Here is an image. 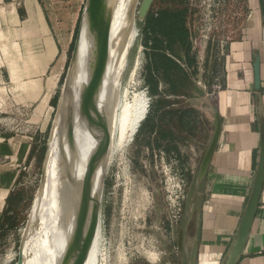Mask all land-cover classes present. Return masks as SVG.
<instances>
[{"label": "crops", "instance_id": "0c3cea01", "mask_svg": "<svg viewBox=\"0 0 264 264\" xmlns=\"http://www.w3.org/2000/svg\"><path fill=\"white\" fill-rule=\"evenodd\" d=\"M85 2L0 0V114L25 107L39 130L33 138L0 131V243L21 221V177L43 160ZM215 7L208 28L193 14L182 36L142 28L152 85L136 139L151 154L176 158L184 175L196 172L218 113L205 177L209 206L192 239L197 264H264V0H217Z\"/></svg>", "mask_w": 264, "mask_h": 264}, {"label": "rangeland", "instance_id": "374dc122", "mask_svg": "<svg viewBox=\"0 0 264 264\" xmlns=\"http://www.w3.org/2000/svg\"><path fill=\"white\" fill-rule=\"evenodd\" d=\"M182 1L189 4L191 10L187 22L193 14L199 17L197 24L203 28H208L214 22L217 0ZM140 2L136 0L132 7L137 33L132 39L127 59L124 58L117 90L121 103L125 98L131 101L134 93L143 91L148 98L146 110L148 106L149 112L151 86L146 82L148 51L145 48L147 39L142 32L144 20L138 16ZM66 73L67 69L58 84L52 103L53 111L42 140L43 160L34 170L29 169L19 182L17 197L22 202L21 221L7 232L0 243V264H16L18 260L31 206L42 183L51 124L58 111ZM138 128L134 130L128 145L113 155L104 176L95 263L191 264L192 247L198 245L196 242L192 246V239L199 237L201 213L209 206V184L206 178L197 183V171L188 170L184 175L176 158L168 159L167 153L151 154L136 139ZM166 143L169 144L168 141ZM190 162L186 161L187 167ZM193 195L195 205L191 207ZM180 228L186 231L185 249L182 248V252L177 248Z\"/></svg>", "mask_w": 264, "mask_h": 264}, {"label": "bare ground", "instance_id": "6f19581e", "mask_svg": "<svg viewBox=\"0 0 264 264\" xmlns=\"http://www.w3.org/2000/svg\"><path fill=\"white\" fill-rule=\"evenodd\" d=\"M135 2L136 0L109 1L105 38L108 59L104 75L105 86L101 91L104 117L98 140L91 132L94 104L87 98L79 99L80 81L85 73H77L73 82L76 95L70 115L74 140L70 147L62 128V111L67 90L63 87L58 111L51 124L42 183L33 200L25 227L21 245L22 264H63L74 220L76 216L81 220L85 216V205L80 198L88 157L96 150L98 167L93 192L101 200L102 178L113 155L128 145L134 130L146 114L148 101L143 91L134 93L131 101L124 97L121 103L117 90L124 58L127 59L132 39L137 33L132 11ZM82 43L88 48L91 46L85 38ZM99 228L100 208L82 264L97 262L95 249Z\"/></svg>", "mask_w": 264, "mask_h": 264}, {"label": "water", "instance_id": "95a60500", "mask_svg": "<svg viewBox=\"0 0 264 264\" xmlns=\"http://www.w3.org/2000/svg\"><path fill=\"white\" fill-rule=\"evenodd\" d=\"M109 1L110 0H86L76 31L64 82V86L67 90L64 96L62 111V128L69 141L70 147L74 140L70 126V115L76 95V93H74L73 82L77 73H85L84 78L80 81L79 99L87 98L94 104L91 132L96 136L97 140L102 130L104 113L101 106V91L105 86L103 84L108 59L105 38L108 28ZM153 1L154 0H141L138 8V16L141 19L145 20ZM83 38L91 44L89 48L85 43H82ZM215 119V128L211 140L204 150L197 170L196 180L198 184L206 177L209 164L218 143L221 130V118L218 113L215 114ZM97 167L95 150L87 159L86 171L83 178L80 201L85 205V216L83 220H81L79 216H76L74 220L70 243L63 264L83 263L92 230L95 225L96 216L100 208V198L93 192ZM103 182L104 178H102V183ZM177 248L182 252V228L178 230ZM197 252L198 245H195L192 251L191 264H196ZM16 264H22L21 248H19Z\"/></svg>", "mask_w": 264, "mask_h": 264}, {"label": "trees", "instance_id": "16d2710c", "mask_svg": "<svg viewBox=\"0 0 264 264\" xmlns=\"http://www.w3.org/2000/svg\"><path fill=\"white\" fill-rule=\"evenodd\" d=\"M190 13L188 4L182 0H154L144 20L143 28H148L149 32L160 35H165V28H167L169 36H182L186 32ZM142 32L147 33L145 29ZM149 76V73L146 74V82L151 86Z\"/></svg>", "mask_w": 264, "mask_h": 264}, {"label": "built area", "instance_id": "2783aa9c", "mask_svg": "<svg viewBox=\"0 0 264 264\" xmlns=\"http://www.w3.org/2000/svg\"><path fill=\"white\" fill-rule=\"evenodd\" d=\"M30 115L31 114L25 107L16 108L15 111L11 113L0 114V131L25 134L33 138L37 135L38 128L36 124L31 121Z\"/></svg>", "mask_w": 264, "mask_h": 264}]
</instances>
